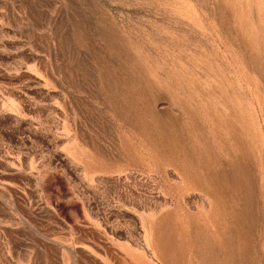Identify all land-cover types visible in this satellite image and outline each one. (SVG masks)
<instances>
[{
  "label": "rangeland",
  "instance_id": "obj_1",
  "mask_svg": "<svg viewBox=\"0 0 264 264\" xmlns=\"http://www.w3.org/2000/svg\"><path fill=\"white\" fill-rule=\"evenodd\" d=\"M145 259L264 264V0H0V264Z\"/></svg>",
  "mask_w": 264,
  "mask_h": 264
},
{
  "label": "bare ground",
  "instance_id": "obj_2",
  "mask_svg": "<svg viewBox=\"0 0 264 264\" xmlns=\"http://www.w3.org/2000/svg\"><path fill=\"white\" fill-rule=\"evenodd\" d=\"M150 233V232H149ZM166 246V245H165ZM228 250V249H227ZM168 251V250H167ZM166 253V252H165ZM172 263V262H171ZM143 264H155L153 261L150 260H144Z\"/></svg>",
  "mask_w": 264,
  "mask_h": 264
}]
</instances>
